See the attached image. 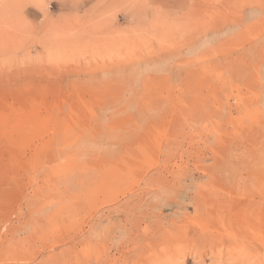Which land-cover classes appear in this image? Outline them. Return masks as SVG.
<instances>
[{
  "label": "rangeland",
  "instance_id": "obj_1",
  "mask_svg": "<svg viewBox=\"0 0 264 264\" xmlns=\"http://www.w3.org/2000/svg\"><path fill=\"white\" fill-rule=\"evenodd\" d=\"M0 264H264V0H0Z\"/></svg>",
  "mask_w": 264,
  "mask_h": 264
},
{
  "label": "bare ground",
  "instance_id": "obj_2",
  "mask_svg": "<svg viewBox=\"0 0 264 264\" xmlns=\"http://www.w3.org/2000/svg\"><path fill=\"white\" fill-rule=\"evenodd\" d=\"M3 5V4H2ZM1 5V7L3 8V6Z\"/></svg>",
  "mask_w": 264,
  "mask_h": 264
}]
</instances>
